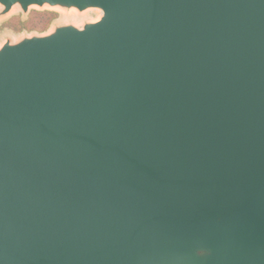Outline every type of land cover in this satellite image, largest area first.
Returning a JSON list of instances; mask_svg holds the SVG:
<instances>
[{
  "label": "water",
  "instance_id": "1",
  "mask_svg": "<svg viewBox=\"0 0 264 264\" xmlns=\"http://www.w3.org/2000/svg\"><path fill=\"white\" fill-rule=\"evenodd\" d=\"M100 17L0 46V264H264V0H0Z\"/></svg>",
  "mask_w": 264,
  "mask_h": 264
},
{
  "label": "rangeland",
  "instance_id": "2",
  "mask_svg": "<svg viewBox=\"0 0 264 264\" xmlns=\"http://www.w3.org/2000/svg\"><path fill=\"white\" fill-rule=\"evenodd\" d=\"M99 17L100 13L97 11L82 15L52 9H31L25 15L13 11L5 17H0V46L5 39L15 42L22 36L47 33L59 23L81 24L84 21H95Z\"/></svg>",
  "mask_w": 264,
  "mask_h": 264
}]
</instances>
